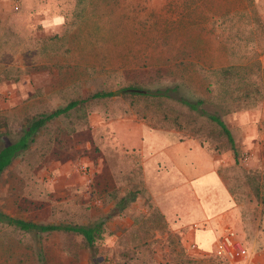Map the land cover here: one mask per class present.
<instances>
[{"label": "rangeland", "instance_id": "rangeland-1", "mask_svg": "<svg viewBox=\"0 0 264 264\" xmlns=\"http://www.w3.org/2000/svg\"><path fill=\"white\" fill-rule=\"evenodd\" d=\"M45 13L70 22L60 34L45 33L39 26ZM165 85L183 101L90 97L124 86ZM80 99L48 120L1 172L0 211L42 224L101 218L102 238L88 249L76 233L0 224V264H231L215 255L216 235L207 229L223 210L221 203L212 205L218 194L226 205L238 204L233 210L242 224L233 231L245 254L264 251V0H0V146L14 141L32 116ZM200 109L215 112L227 126L237 163ZM123 116L157 129L154 137L169 146L144 162L147 186L142 179L126 184L93 173L92 147H79L86 145L89 124ZM175 138L181 143L172 144ZM166 154L192 174L200 164L196 156L216 158V173L204 171L211 189L205 227L178 225L154 185L157 175L176 177ZM64 161L72 162L81 182H62ZM194 228L195 247L209 255L182 240Z\"/></svg>", "mask_w": 264, "mask_h": 264}, {"label": "crops", "instance_id": "crops-1", "mask_svg": "<svg viewBox=\"0 0 264 264\" xmlns=\"http://www.w3.org/2000/svg\"><path fill=\"white\" fill-rule=\"evenodd\" d=\"M154 129L148 126L144 121L136 119L134 116H123L104 121L101 120L89 124L86 145L80 144L79 147H82L85 150L87 147L89 149L92 147L94 151V159H89L88 163L93 167V173H96V171L99 170L100 174H104L113 181L125 179L126 184L131 183L136 179L138 181L142 179L143 186H147L142 175L144 162L148 158H151V155L159 154L161 151L163 152V149L164 154L167 153L166 146H168L165 142L154 137V133L157 130ZM144 130L148 131V137H144ZM175 140L176 143L174 142L172 144L178 145L181 143L180 139L175 138ZM195 142L200 148H202L200 143L197 141ZM196 157L200 159V164L195 168V173L192 174L186 172V169H182L179 165H176L173 159L168 156L166 159L172 163V168L174 169L176 177L174 178V181H172L170 179V174L163 173L160 176L157 175L160 179L154 184L160 191H162V194H164L163 196L167 198L166 205L170 208V214H177L179 219L178 225L181 226L192 225L196 227L195 221H197V224L201 223L203 227H205L206 223L208 222L209 224L210 222L208 217L204 216V201L209 199L208 191L211 190L209 183H204V171L206 175L216 173V167L213 165V161L216 160V158L214 156L204 158V155ZM71 164L72 162L70 161H64L62 163L60 179L65 185L74 184L73 182H75V179L78 182L82 181V176L76 174L74 168H70ZM157 165H160V160H158ZM68 168L70 169L68 170ZM161 171L162 169H159L158 173L161 174ZM216 178L218 187L220 189L225 188L223 189V192L226 194L227 201L231 200L227 195L228 191L226 187H224L221 178ZM130 179H133V181H129ZM121 183L123 184L124 181H121ZM220 203L223 210L216 214L217 217H213L214 226H210L209 224L210 228H207L208 232L211 230L213 236L216 235L212 242L215 244L214 246H216L220 236L226 229L234 230L236 224H242L240 216L234 211L237 209V203L233 201L226 205L224 196L219 197L218 194L212 205L216 206L220 205ZM157 206L159 207V205ZM159 209L163 212V208ZM194 211H198L197 216H195L196 219H194V221L187 220V217H189ZM8 216L12 217L11 215ZM2 225L6 226L5 224ZM7 226L9 228L11 227L10 225ZM195 229L196 228L192 229L191 232L186 233L182 240L190 241L196 246V243H194ZM207 229L202 230V232H206ZM195 249L197 253H204V256L209 255L207 250L197 249L196 247ZM254 257L260 258V260L250 259ZM247 258L249 261L246 264H264V251H256L253 255H250V257L247 255V252L245 254L244 251L242 257H237L235 259L225 258V260L234 264L243 263Z\"/></svg>", "mask_w": 264, "mask_h": 264}, {"label": "trees", "instance_id": "trees-1", "mask_svg": "<svg viewBox=\"0 0 264 264\" xmlns=\"http://www.w3.org/2000/svg\"><path fill=\"white\" fill-rule=\"evenodd\" d=\"M130 88V86H124L121 88H117L115 91ZM134 89L132 91H125L120 94H114L115 91L112 90H100L92 93L90 95L91 98H102L109 97L113 95L117 96H129V97H144L150 98L152 101L154 100L156 103L162 102L166 98H173L176 100H181L179 96H176V92L173 90V87H169L168 85L163 86L161 89L155 88L153 90H149L147 88H131ZM83 99L80 100H70L65 103L61 107H56L49 111H45L39 114H36L29 118L26 121V124L20 128V133L17 138L9 143H5L0 146V174L1 172L11 163V161L18 155V153L25 148H27L30 143H32L35 139L40 128L48 121L54 118L59 114H63L69 109L76 106ZM188 105H192L194 108V103L190 102ZM200 114L204 115V118L210 124H213L215 129H217V133L223 139V143L226 146V150H230L231 155L234 157V163H237L236 158V148L232 141L231 134L224 124L222 119L213 111H207L204 109H200L198 111ZM238 151V150H237ZM0 224L10 225L14 229H17L22 232H30V233H43L50 231H65L76 233L81 237V246L87 247L88 249L93 248L95 242L99 241L102 238L104 231V220L101 218L94 219L93 221L87 224H77V225H66V224H42L35 223L32 221H27L21 218L10 217L7 214L0 211ZM40 264H45L40 260Z\"/></svg>", "mask_w": 264, "mask_h": 264}, {"label": "built area", "instance_id": "built-area-1", "mask_svg": "<svg viewBox=\"0 0 264 264\" xmlns=\"http://www.w3.org/2000/svg\"><path fill=\"white\" fill-rule=\"evenodd\" d=\"M245 157L246 156H244V158ZM78 167L79 169L84 168L83 165H79ZM191 247H195V245L191 243ZM214 252L215 255L223 256L228 259H235L244 255V249L235 237V233L232 229H226L220 236Z\"/></svg>", "mask_w": 264, "mask_h": 264}, {"label": "clouds", "instance_id": "clouds-1", "mask_svg": "<svg viewBox=\"0 0 264 264\" xmlns=\"http://www.w3.org/2000/svg\"><path fill=\"white\" fill-rule=\"evenodd\" d=\"M69 22L70 21L62 14L57 13L54 15H48L45 13L44 18L39 22V26L45 33L51 32L53 34H60V29Z\"/></svg>", "mask_w": 264, "mask_h": 264}, {"label": "water", "instance_id": "water-1", "mask_svg": "<svg viewBox=\"0 0 264 264\" xmlns=\"http://www.w3.org/2000/svg\"><path fill=\"white\" fill-rule=\"evenodd\" d=\"M134 89H129V88H126V89H121V90H118V91H115L114 94H120L122 92H125V91H132Z\"/></svg>", "mask_w": 264, "mask_h": 264}]
</instances>
